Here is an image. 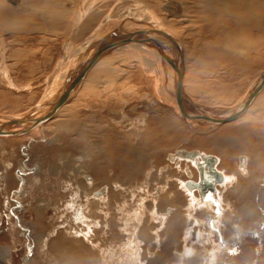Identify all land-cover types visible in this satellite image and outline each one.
<instances>
[{
  "label": "rangeland",
  "instance_id": "rangeland-1",
  "mask_svg": "<svg viewBox=\"0 0 264 264\" xmlns=\"http://www.w3.org/2000/svg\"><path fill=\"white\" fill-rule=\"evenodd\" d=\"M82 1L84 2V0H56L55 7L48 13V17L55 13L64 15L68 10H74V18L80 17L79 13H83L84 9L80 6L83 5ZM132 1L134 0H92L91 2H94L97 8L89 6L95 12H100L99 18H103L109 6L114 8L118 2V7L125 8L126 4L132 6ZM136 1L147 8L155 6L153 8L155 12L162 17L166 16L160 8L166 0ZM177 1L184 2L186 9L192 5L189 0ZM22 6L24 9L28 5ZM56 7L59 11H56ZM34 8L32 12L30 11L31 13L29 10L25 11L28 12L25 14L26 22L36 14L38 21L31 19L28 22L35 21L36 24H40V36L25 35L24 39L17 40L1 34L0 39L2 43L4 42V50L18 46L17 42L19 45L22 44L20 40H24L23 45L28 44L26 41L30 39L37 44L52 41L51 45L49 44L51 50L48 54L40 43L38 46V49L41 47L40 55L28 61V65L34 64L32 68L36 70H34L35 77L33 76L34 78L29 81H27L30 78L27 76L28 70L22 69L23 62L18 63L13 57H7L9 59L7 60L8 51L3 52L4 65L17 63L15 68L6 67L8 78L14 81V86H18L8 87L7 78L3 79L0 76V114L2 115L20 114L41 104L47 89L55 86L57 75L60 78V72L57 73V71L67 66L72 57H70L72 51L84 42L88 43L86 49L90 46L91 38L85 34L86 30L77 28L66 36L69 25L67 26L65 22H61L54 30L49 29L45 11L41 9L42 7ZM36 10L41 11L43 16L41 17ZM136 25L138 27L134 26V28H141V23ZM233 29L235 31H232ZM233 29L231 30L232 38L235 36L236 39L257 42L256 35L245 31L246 38H242L244 33L241 34L235 27ZM238 34L240 37H237ZM262 42L263 44L257 42L258 45H254L255 47L250 50L236 51L234 57L232 55L227 57L223 51H216L204 42H198L194 47L183 45L181 42L185 72L182 77L184 92L188 93L193 102L206 107L220 108L237 105L240 99L244 98L252 81L264 71V39ZM0 45L3 47V44ZM26 47L30 46L24 45V48ZM121 48L122 51L110 56L116 63L114 62L111 67L101 68L100 71L104 70L99 74V80L102 83H98L99 86L97 85L95 89L89 90L85 87L83 90V93L86 91L90 93L84 95L86 97L82 104L90 98H100L103 104L100 110H104L102 112L99 110V117L103 115L104 119L101 120L96 116L97 120L87 123L77 120L74 128L77 133L81 130L86 133L88 151L92 149L91 141H95L88 134L96 132L99 136L97 141L101 144H99L100 147L98 146L100 150L95 149L94 152L102 151V155L96 157V154L92 153L94 159L91 158L88 161L90 164L94 160L100 163L109 159L105 153L109 150L107 148L109 139L117 144L123 143L128 134H141L143 140L139 145L131 138V141L123 143L120 149L121 151L128 149L126 153H117L112 156L120 154L121 158L127 155L135 158L139 155L142 159L141 166L137 167L133 164L134 161L131 164L125 163V159H117L115 165L107 162L106 174L103 173L104 177L116 178L124 182L126 177L123 174L119 176L114 174L120 172L121 166L128 165L133 170L134 185H127L120 195H116V190V192L110 191V197L108 196L107 199L105 196L106 201L102 206V208L105 206L110 208L105 207L104 211L101 210L94 215H92V209L96 207V204L92 199H89L90 202L87 203L82 200L83 207L79 209L76 206L71 208L69 206L71 202L67 204V201L76 197L75 187L79 183L78 178L74 177L77 173L75 170L87 163L85 159L87 148L85 144H81L82 134L78 135L73 143L72 138H65L63 126L54 127L52 121L43 127L45 136L41 134L43 131L37 130L27 135L29 139L24 138L25 136L0 138V264H78L79 260L80 263L83 262L82 264H264V161H260V159L264 160V151L263 154H258L259 149L261 153L264 149V94L257 99L252 108L249 107L250 112L247 111L243 119L230 125L224 126L226 125L224 124L221 125L222 127L206 129L180 124L183 131L180 137L175 135L170 137L171 139H163L161 130L149 133L146 131L153 128L152 124L145 126L152 116L156 118L154 125L159 123L164 114H172L170 108L172 103L160 99L165 95V92L160 89L162 78L158 77L155 68L148 71L142 59L137 58L136 52ZM19 49L12 51L16 54L20 52H16ZM160 66L161 63L158 62L157 67ZM111 69H117V72L113 71L112 78H109L111 74L106 72ZM191 75L194 76V84L196 83L194 86L202 87V89H196L198 90L196 95L191 94L188 88L193 86L190 81ZM118 78L117 83H110L111 79ZM166 78L173 89L172 79ZM156 84L159 85L158 88ZM54 86L52 91L56 89ZM81 98L79 95L73 99V105L82 100ZM79 109H77L79 114L76 116L80 118L85 115H95L96 111L83 105ZM172 116L179 119L177 114L174 116L173 113ZM58 118L63 119L61 123L64 122L65 125L71 122L70 118H68L70 121L66 120V110ZM124 118L127 121H123ZM78 125H85V127L82 129ZM160 126L168 129L163 125ZM53 135L62 138L61 141H63L49 146L46 144L47 138L51 139ZM108 135L109 138H107ZM157 136L163 139V142H160L161 147L145 143L144 138ZM103 137L106 138L105 141H102ZM230 138L250 156L244 166L238 165L239 158L236 154L233 158L222 159L221 154L215 151L217 146H223L224 142ZM57 145L60 146L58 148L61 154L55 153ZM176 149L197 150L204 155L216 156L218 170L222 171L229 180L220 185L222 186L220 191H218L220 186H216L218 194L215 193L211 200L203 201L194 193L203 201H198L199 204L194 207L190 195L178 181L187 178L185 173L180 171L177 165H173L167 157V153L174 152L172 156L175 155L178 151ZM62 159L64 163L67 161V167L62 166L64 165ZM7 163H11L12 168H7ZM186 164V162L180 163L181 167ZM107 167H110V173ZM194 171L195 169L191 179L193 182L198 178L197 172ZM91 175L99 179L102 184L105 183L104 178L98 174ZM20 177L23 179L22 182ZM243 191L247 195L240 200L238 194ZM104 195L105 193L100 196L94 194L92 198L98 199ZM208 202H210L209 205L199 207ZM115 203L117 204L114 205ZM10 211L14 212L15 217ZM210 220L213 221V225L210 224ZM69 232L71 235L67 234ZM97 233L100 238L95 237ZM128 240H130L129 244ZM217 247L219 248L216 250ZM64 248L66 250H62ZM184 248L189 255H185ZM214 250L216 252H212ZM58 252L60 253L57 254Z\"/></svg>",
  "mask_w": 264,
  "mask_h": 264
},
{
  "label": "bare ground",
  "instance_id": "bare-ground-1",
  "mask_svg": "<svg viewBox=\"0 0 264 264\" xmlns=\"http://www.w3.org/2000/svg\"><path fill=\"white\" fill-rule=\"evenodd\" d=\"M36 1L40 2V0H0V33L2 35L3 34L6 35V34H10L12 32H16V33L26 32L27 26L25 24L27 22L24 20H26L25 14H27L28 12H25V11L29 10V12H30L31 10H33V8L30 5L33 6V4ZM54 1H56V0H44V1L40 2L41 6L44 8L45 13L47 15L46 21H47L48 28L54 30L56 27H58V25L61 22H65L67 24V26L69 25V28H67V31H66V33H67L66 36L70 35L72 32L76 31L77 28H79L81 30L82 29L86 30L87 32H85V34L88 35L87 37L91 38L90 46L88 47V49H86L87 44H88L87 42H84L83 44L77 46V48L74 49L72 51V53L70 54V57L71 56L72 57L69 59L67 66L65 65L66 67L63 70L57 71V73L60 72V78L58 77L59 75H57V80L55 83L56 87L53 85L54 88L63 86V83L65 82L66 79H71L73 75L78 76V74L81 73V71L83 69L82 66L85 65V62L93 55V53H95L94 48L96 47V45L98 43L101 42L103 44V46H105V45L109 44V42H112L114 38L119 37V38H122L123 40H125L124 38L129 37L130 33L132 34V33L139 32V34L135 35V37L130 36V37L134 38L133 42H131V41L130 42H123L119 45L114 46L111 49H106V51L99 53L96 56V59L94 60V62L92 64H90L88 70L86 71L85 75L83 76V79L80 83V87L77 89L74 96H72L66 103H64L56 111V113L50 118L49 121H47L46 123H43L40 127L35 128L34 130H32L31 132H29L25 135H22V136H1L0 135V138H10V137L20 138V137L25 136L24 138L29 139L28 138L29 134L34 133L37 130L40 132L43 131V132H41V134L43 133V135L45 136L46 133L44 134L43 127L46 126L48 123L53 121L52 124H54L53 125L54 127H60V125L63 126V132L66 135L65 138L66 139L72 138L73 143H75V141L77 140L76 137L78 135L82 134L81 144L82 145L85 144L86 148H87L88 142L86 140V133L83 132V130H81L80 132L77 133L75 128H74L77 120L87 123L91 120H97L96 116L98 118H100L101 120H103L104 116L102 115V117H99V115H100L99 110L103 107L102 101L99 100L100 98L99 99L90 98L88 101H86L85 104H82V102L84 101L83 99L86 97L84 95H86L87 93H90L88 91L83 93V90L85 87H87L89 90L95 89V88H97L96 86L98 85V83H102L99 80V74L102 73L104 70L100 71L101 68L105 67V66L111 67L114 62L116 63L115 59L110 58V56L115 54L118 51H122L123 49L121 47H123L124 50H128L129 52H132V51L136 52L137 58L142 59L141 61L144 63L143 65H145V68H147L148 71L150 69L155 68L156 72L158 73V77L160 76V78H162L161 82H160V89L165 92V95L163 97H161L160 99H161V101H169L172 103V106L170 107L172 114L174 113V116L177 114L178 118L180 120L177 118H174L172 116V114L167 113V114H164L160 118V121L158 124H154V125H153V122L156 118H154L153 116L150 117L149 121L147 122V124L145 126L148 127V126H150L149 124H152L151 126H153V128L148 129L146 131L149 133H154L157 130H161L162 135H163V139H165V138L171 139L175 135L180 137L181 136L180 133L183 132L180 124H182V125L184 124L185 126L187 125V126H194V127H200V128L203 127L206 129H213V127L217 128V126L222 127L221 125H224V124H226L224 126L230 125V123H234L235 121H238L239 119H243L247 115L246 114L247 111L250 112V108H252V106H254V103L257 101V99L261 95L264 94V85H263V87L256 94L253 95V97L250 99L249 103L244 107L243 111L241 112V114L239 116L235 117L234 119H232L230 121L222 123V124H212V123L198 124V123H194V122H190V121L187 122L186 120L184 121V119L182 118V116L180 114V108H179L177 101H176V98H177V92H176L177 66H179V62L182 64V66H181L182 75H181V81H180L182 91L185 94V96L188 99H190L188 93L184 92L183 86H182V77H183V73L185 74V72H184V65H183L182 55H181L183 53L181 42L183 43V45L187 44V46H191V47H194L196 45V43H198V42H204L205 45L208 44L209 47L216 49V51H223L227 57H228V55H232V57L236 56L235 52L238 50H246V49L250 50L252 47L253 48L255 47L254 45H256L257 42H261L263 44L262 40L264 39V33H263V30H264V0H189V1H191L192 5L187 9L183 5L184 2L182 3V2H179L177 0H166L163 5L160 4V5H162V6H160L162 13L166 15L165 17H162L158 12H155V10H153V8L155 6L153 8L152 7L147 8L136 0L132 1L133 2L131 4L132 6H129L130 4H128V6H129L128 7L126 4L125 8L124 7L123 8L118 7L119 3L116 2V5L114 8L109 6V9L106 12V15H104L103 18L100 17L101 19L99 18V16L101 15L100 12H95L92 9V7L89 6V5H92L95 9L97 8L96 5L94 4V2H91L92 0H84V2L82 1L83 5H80V6L81 7L83 6L84 9H83V13H79V14H81L80 17L76 16L77 18H74V15H75L74 10H68L65 12L64 15L61 13H55L54 15H49V17H48V13H50V11L53 10L55 7ZM87 1H88V3H86ZM23 4H27L28 6L23 9V6H22ZM185 5H186V3H185ZM57 7H58V5H57ZM13 10H16V11H13ZM75 10H76V8H75ZM56 11H59L58 8L56 9ZM156 11H157V9H156ZM36 12H38V11L36 10ZM77 12H78V10H77ZM38 13H40L39 15H41V17L43 16L41 11ZM34 15H36V14H34ZM50 20H52V22ZM139 23H141V28L140 29L134 28V26L138 27V25H136V24H139ZM31 24H33V22ZM43 25H45V24H43ZM93 26H95V27L92 29ZM233 27H235V29L237 31H239L241 34L244 33L245 31H248L247 33H251L252 35L253 34L256 35L257 36V40H256L257 42L250 41L249 39H246V40L236 39L235 36H234V38H232L231 37L232 36L231 30L233 29ZM232 31H235V30L233 29ZM8 32H10V33H8ZM239 32H237V33H239ZM244 34H243L242 38H244L246 36V33H244ZM163 35H166V36H163ZM195 36L197 38H194ZM248 36H249V34H248ZM161 37L166 39V42L163 43L162 47L158 45L159 44L158 42L156 43V42L150 40V39L159 40ZM237 37H240L239 34ZM136 39H140V40L136 41ZM109 40H111V41H109ZM106 41H108V42H106ZM51 42L52 41H50V43H45V44L43 42H40L42 44L41 46L43 47V50L48 51V54H49V51L51 50V46H49V44L51 45ZM26 43H28V44H24V45H27V46L29 45L30 47H26L23 50L19 49L16 52H18V51H20V52H18L16 54H14L15 51H10L9 53H7L6 57L16 58L18 63L23 62V63H21V64H23L22 69L28 70L27 76H29L30 78L27 81H29L30 79H33L35 77L34 75L36 74L35 73L36 70L34 67L32 68V66L34 64L32 65V63H30L28 65V61L29 60L32 61L37 55H40L41 47H40V49H38V46H40V43L37 44L33 39L26 41ZM0 44H3L1 42V39H0ZM3 52H6V50H4V46L0 47V76L3 79L7 78L6 80L8 81V87L16 88L18 85L14 86L13 85L14 81H12L10 78H8V69L10 68V66L15 68L17 66V63L15 62V63L8 64L9 66L4 65L3 64L4 63V60H3L4 53ZM216 53H218V52H216ZM43 56H45V55H43ZM124 57H121V58L124 59ZM23 59H25V60H23ZM50 59L51 58H49V60ZM243 59H244V57H243ZM229 60H230V57H229ZM240 60H242V58ZM158 62L161 63L160 67H157ZM74 63H76V64L74 65ZM103 64H105V65H103ZM6 66L8 67V69ZM130 69L131 68H129V70ZM118 70H120V69H118ZM113 71L117 72V69L107 70L106 73L111 74V76H109V78H112V76H113L112 74H114ZM119 72H121V71H119ZM95 73H96V75H95ZM18 75H19V73H18ZM23 75H24V73H23ZM258 76L256 79H254L252 81V83H251L248 91L246 92L244 98L242 97L237 105L232 106V107H220V108H211V107H206V106H203V107L208 109L211 112H216V113H226L227 111H225V110H231L233 108H236L246 97L247 98L249 97L252 89L256 85V81L258 79ZM166 77H169L172 79L173 89H172V87H171V85H170V83ZM193 77L194 76L191 75V80H190L193 86H189L188 88L190 89L191 94L196 95V94H198V90H196V89L197 88L202 89V87L194 86V85H196V83L194 84L195 81H193L194 80ZM58 78H59V80H58ZM18 80H19V78H18ZM117 80H119V78L118 79H111L110 83L111 82L117 83ZM59 82H61V83L58 85ZM23 83H24V81H23ZM125 83H127V82H125ZM111 84H113V83H111ZM26 86H28V85H26ZM53 86H51V88L47 89L48 91L44 95L45 96L44 100L43 101L41 100L42 103L37 105L36 107L29 109L28 111H24L20 114L12 113L11 116H9L8 114H3V115L0 114V118H2L0 120V128H3V129L6 128L7 129V127H9V126H13V124L16 123V120L18 118L27 116L29 114L31 115L32 112L36 111L37 109H39L40 107H42L46 103H48L50 101V96H48V95L50 94V92H53L52 91ZM158 86L159 85H157V88H158ZM24 88H27V87H24ZM92 94H93V92H92ZM98 94L100 95V93H98ZM79 95L82 97L81 98L82 100H80L78 103L75 102L76 101L75 100L74 102L76 104L73 105V102H72L73 99H76ZM110 97H111V95H110ZM105 101H103V102H105ZM193 103L197 104L195 102H193ZM82 105L84 107H87V108L89 107V109H91L92 111H94V109H96L95 115H92V116H90V115L86 116L85 115L82 118H80L79 116H76L79 114L77 112V109H79ZM200 106H202V105H200ZM184 107H185V105H184ZM65 110H66V117H67L66 120L70 121V119H71L70 124H67V125H65L64 122L61 123V121L63 119L58 118L60 116V114L63 113ZM79 110H81V109H79ZM103 110H100V111L102 112ZM185 110L187 113L190 112L189 111L190 109H188L186 107H185ZM193 113L195 115L199 116V114H197L195 112H193ZM5 118H7V119H5ZM68 118H70V119L68 120ZM57 119H59V120H57ZM181 120H182V122H181ZM123 121H127V119L124 118ZM142 125L144 126V123ZM160 125H163V126L167 127L168 129H163V127ZM78 126L82 129L85 127V125H78ZM143 126H142V128H143ZM208 126H212V127H208ZM51 131H52V129H51ZM88 136L91 139H95V141H93V140L91 141L92 146L91 147L89 146L90 148L93 149V151H92V149L88 151V148L87 149L85 148L86 149V155H85L86 158L85 159H87V163L84 165H80L79 168L77 170H75L77 173L74 175V177H77L78 182H79L75 187V190L77 191V193L75 191L76 197L74 199H72L71 201H67V204H69L71 202L69 205L71 208H75V206H76V208L79 209L82 206L81 205L83 202L82 200H84L87 203L89 201V199H92L94 201V204H96V207H94V209H92V213H93L92 215H94L95 213L101 212V210H103V211L105 210L104 208L106 206L104 208H102L103 202L106 201L105 196L108 199L110 191L116 190L117 191L116 195H120L122 193V191H124L123 188H125L127 185H131V186L134 185L135 180H134L133 170H132V167H129L128 165L121 166L120 172H117L118 174L117 173L114 174L115 176H119L120 174L121 175L123 174L126 177V181H124V182H122L121 180L116 179V178L111 179L110 177H104L103 173H104V175L106 174V170H107L105 168L107 165L106 163L109 162V163H112V165H115V164H117V159H125L126 160L125 163H131V164L134 161L133 164H136L137 167H138V165L141 166L142 159L139 155H136L135 158H132L129 155H127L124 158H121L120 154L126 153L128 151V149H126L124 151H121L120 149L122 148L123 143L125 144L129 140L131 141V138L134 139V141H136L137 144L139 145L143 140V136L141 134L135 135V133L134 134H128L126 136L127 138L124 139L123 143L120 142L117 144H115L113 141H110V139H109V141H108L109 144L107 146V148H109V150H107L105 152L109 156V159H107V161H105V162H100V163L97 160H94V161H92V164H90L88 162L89 160H91V158L94 159L92 156V153L96 154V157H98V155H100V154L102 155V151H101V153L100 152H94L95 149L100 150L99 147L101 144H100V142L97 141L99 138L98 134L96 132H93V133L90 132L88 134ZM109 137L110 136L108 135L107 138H109ZM61 139L58 138L57 136L53 135L51 137V139L47 138L46 144L49 146H50V144L54 145V144L59 143L58 141L62 142L63 140L61 141ZM105 139L106 138L103 137L102 141H105ZM144 139H145L146 144H154L158 147H161L160 142H163V139L160 136L153 137V138H144ZM95 145L97 146V148ZM58 147L60 148V146L57 145V151H55V150L54 151H55V153L59 152L61 154L62 152L59 151ZM216 149L217 150H215V149L214 150L218 151V153L221 154L220 156L222 159H224V157L233 158V157H235L234 155L236 154L239 158L237 161L238 165H241V166H244V164H246L247 159H249L248 157H250L248 154L243 152L242 149L238 145L233 143L231 141V138L226 140L224 142L223 146H219V147L217 146ZM176 150H178V149H176ZM263 151H264V149L262 150V153H261V150L259 149L258 154L259 155L263 154ZM81 152H82V150H81ZM83 153H84V151H83ZM117 153H120V154L118 156L112 157L114 154H117ZM130 153H133V152H130ZM173 153H171V154L167 153V157L169 158V161L171 163H173V165H177L176 167H178L180 169V171L185 173V176L187 178L183 179V180L179 179L178 181H179L180 186L185 188L186 191L188 192V194L190 195V199L192 200V204L194 205V207H196V205L199 204L198 201L210 200L212 198V196L215 195V193L220 191V189L222 188V186H220V185L224 184L226 181L229 180V178L226 175H224L222 173V171L218 170V168H217L218 159L216 158V156H213L215 158V163L213 165L214 169L221 175L222 179L219 183H217L215 185V192L211 195V197H209V198L202 197L195 188H192V189L188 188V184L189 183H197V182L191 181V179L193 177V169H195L194 172H197L196 175L198 174V178H199L198 167L210 155H204V153L202 154L201 151H197V150H194V151L178 150L177 152H175V155L172 156ZM260 158H262V157L260 156ZM63 159H62V161H63ZM260 161H264V160L260 159ZM66 162L67 161H65V163H64V161L62 162V163H64V165H62L63 167H67ZM95 162H97V163H95ZM182 162H186L187 164L184 167H181L180 163L182 164ZM7 164H8L7 168H9V169L12 168L11 163H7ZM222 165L224 166V164H222ZM246 167H247V165H246ZM246 167H245V169H246ZM107 168H108L109 173H110L111 172L110 167H107ZM191 168H192V170H191ZM75 171H74V173H75ZM69 172H71V171H69ZM91 174H98L100 177L104 178L105 183L102 184L99 181V179H97L96 177H93ZM5 175H7V173ZM20 180H21V182L23 181L22 177H20ZM175 180H176V178H175ZM217 185L220 186L218 188V191H217V187H216ZM180 186H179V188H180ZM193 191L198 194V197L201 200L198 197H196V195L194 194ZM103 193H105V195L102 198H98V199L92 198V195H94V194L100 196ZM246 195H247V193H244V191H243V192H240L238 194V197L240 198V200H243V198H245ZM115 200H116V198H115ZM203 201H201V202H203ZM118 202H120V201H118ZM209 203L210 202H208L206 204H201V205H199V207L201 208V206L209 205ZM105 204L107 205L108 202ZM116 204L117 203H115L114 205H116ZM107 207H109V206H107ZM81 215H82V212H81ZM81 232H83V231H81ZM67 234L71 235V232H69ZM197 234L198 233H196V235ZM92 235H94V234H92ZM99 236L100 235H98V233L95 235L96 238H100ZM208 237H210V235ZM127 243L129 244L130 240H128ZM218 248L219 247H217L216 250ZM62 250H66V249L64 248ZM185 250H186V248H184L185 255L186 256L189 255V252L187 250L185 252ZM216 250H214L212 252H216ZM59 253L60 252H58L57 254H59ZM85 259H86V257H85ZM87 259H88V257H87ZM82 263H80V260H79L78 264H82Z\"/></svg>",
  "mask_w": 264,
  "mask_h": 264
},
{
  "label": "water",
  "instance_id": "water-1",
  "mask_svg": "<svg viewBox=\"0 0 264 264\" xmlns=\"http://www.w3.org/2000/svg\"><path fill=\"white\" fill-rule=\"evenodd\" d=\"M141 32V31H140ZM139 32L130 33V36L138 35ZM126 37L123 40L122 38H114L112 42L103 46L100 42L94 48L93 55L85 62V65L82 66V71L78 76H72L71 79H66L63 83V86L56 88L49 96L50 101L46 103L44 106L40 107L36 111L32 112V114L18 118L16 123L13 126H9L6 128H0L1 136H22L25 135L37 127H40L43 123H46L50 120V118L56 113V111L66 103L72 96H74L77 89L80 87V83L88 70L90 64L94 62L96 56L106 51V49H111L116 45H119L123 42H133V37ZM166 36V35H163ZM140 39H136L139 41ZM154 42H158L159 46L162 47L163 43L166 42V39L160 38L159 40L150 39ZM111 41V40H109ZM108 42V41H106ZM110 47H109V46ZM160 47V48H161ZM181 66L182 64L179 62V66H177V81H176V92H177V104L180 108V114L184 121L194 122L198 124H222L227 121L234 119L239 116L243 111L244 107L249 103L250 99L256 94L264 85V71L258 76L256 81V85L252 89L249 97L244 99L236 108L231 110H225L226 113H216L211 112L208 109L200 106L198 104H194L190 99H188L182 91L181 87ZM74 74V73H73ZM184 101V102H183ZM190 109V112H186L185 107ZM223 110V109H222ZM221 110V111H222ZM193 112L199 114V116L195 115ZM188 114V115H187ZM187 116V117H186ZM2 118H0L1 120ZM7 119V118H5ZM4 124V123H3ZM12 129V130H11ZM189 155V154H188ZM215 158L213 156L207 157L202 164L198 167L199 178L197 183H189L188 188H195L198 193L205 198L211 197V195L215 192V185L219 183L222 179L221 175L214 169Z\"/></svg>",
  "mask_w": 264,
  "mask_h": 264
},
{
  "label": "crops",
  "instance_id": "crops-1",
  "mask_svg": "<svg viewBox=\"0 0 264 264\" xmlns=\"http://www.w3.org/2000/svg\"><path fill=\"white\" fill-rule=\"evenodd\" d=\"M41 1H44V0H40V2ZM3 2V1H2ZM40 2H38V1H36L34 4H33V6L32 5H30L31 7H33V9H35L34 7H42L41 6V4H40ZM42 9L44 10V8L42 7ZM13 11H16V10H13ZM45 11V10H44ZM31 13V12H30ZM30 15V14H29ZM36 17V15H33L31 18H29L28 20H37V17ZM25 19H26V17H25ZM28 20H27V23L25 24L26 26H27V31L26 32H24V33H16V32H12V33H10V32H8V33H10V34H6V35H2V36H5V37H8V38H16L17 40H19V38H22V39H24V36L25 35H34V36H40V34H41V26H39L40 24L38 23V24H36L35 23V21H33V24H31L30 22H28ZM24 21H26V20H24ZM36 27H34V26ZM31 31H30V30ZM0 35H1V33H0ZM20 41H22V44H20L19 45V43L17 42V44H18V46H16V47H12V48H10V49H6L5 48V50L6 51H8V53L10 52V51H12V50H16V49H19V48H21L22 50L24 49V45H23V42H24V40H20ZM2 46H4V42H3V45ZM7 58V57H6ZM7 60H9L8 58H7ZM8 64H10V63H8ZM7 64V65H8ZM123 124H125V123H123Z\"/></svg>",
  "mask_w": 264,
  "mask_h": 264
},
{
  "label": "flooded vegetation",
  "instance_id": "flooded-vegetation-1",
  "mask_svg": "<svg viewBox=\"0 0 264 264\" xmlns=\"http://www.w3.org/2000/svg\"><path fill=\"white\" fill-rule=\"evenodd\" d=\"M174 158V157H173ZM197 180H198V178H197ZM197 180L195 181V182H197ZM188 189V188H187ZM194 192V191H193ZM194 193H196V192H194ZM197 194V193H196ZM198 195V194H197ZM211 200V199H210ZM10 213H11V215H13L14 214V212L13 211H10ZM14 216V215H13ZM15 217V216H14ZM19 220V219H18ZM20 221V220H19ZM210 222V224L211 225H213V221L212 220H210L209 221ZM232 246V245H231ZM223 248V247H222ZM232 248V247H231Z\"/></svg>",
  "mask_w": 264,
  "mask_h": 264
}]
</instances>
